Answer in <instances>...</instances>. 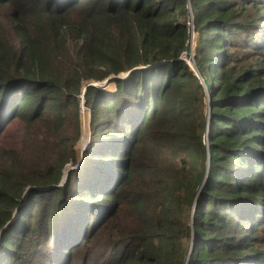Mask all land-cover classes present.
I'll list each match as a JSON object with an SVG mask.
<instances>
[{"label": "trees", "instance_id": "obj_1", "mask_svg": "<svg viewBox=\"0 0 264 264\" xmlns=\"http://www.w3.org/2000/svg\"><path fill=\"white\" fill-rule=\"evenodd\" d=\"M189 5L209 125L185 0H0V264H264V0Z\"/></svg>", "mask_w": 264, "mask_h": 264}, {"label": "water", "instance_id": "obj_2", "mask_svg": "<svg viewBox=\"0 0 264 264\" xmlns=\"http://www.w3.org/2000/svg\"><path fill=\"white\" fill-rule=\"evenodd\" d=\"M185 6H186V13H187V18H188V21H187V37H186V40H185L186 41L185 42V48H184V51L181 53L180 58L186 60V62L189 65V67L193 70L194 74L199 77V79L201 81V84L204 87V91H205V93L207 95L206 120H207V125H209V123L212 120V111H211L212 93H211V86H210L209 81H207L206 77L203 76V73H202V70H201L200 66L195 62V59L193 58V56H194V47H195V43L193 41L194 24L192 23L193 16H192V11H191V6L189 5V0H185ZM129 72L130 71H128L126 73H120V75H118V76L109 75L102 81L108 82L112 78L124 77V76H127V74ZM204 138H205V144L207 146V160H206L207 167H206V172H205V175H204V178L202 180V184L200 185V187L206 182V180H207V178L209 176L210 167H211V164H210L211 149L207 145V141H208V134L207 133H206ZM88 142H89V140H88ZM84 150H85L84 148H82V150H81V159H82V153H83ZM74 167L75 166H71L70 165L69 168H67V169L65 168L66 170L64 169V172H63V175H62V180L65 181L67 179V173L69 172L70 169H72ZM62 180H61V182H62ZM200 187H199V189H200ZM199 189L197 190V192H196V194L194 196V204H193V207H192V211H191L190 217L193 216L194 210H195V208L197 206L196 196H197V193L199 192ZM191 235H192V242H191V246L190 247L192 248L194 246V242H195V238H196L195 230H193L192 228H191Z\"/></svg>", "mask_w": 264, "mask_h": 264}, {"label": "rangeland", "instance_id": "obj_3", "mask_svg": "<svg viewBox=\"0 0 264 264\" xmlns=\"http://www.w3.org/2000/svg\"><path fill=\"white\" fill-rule=\"evenodd\" d=\"M178 20L187 23L188 18L178 17ZM93 84L99 86L106 94H112L114 92V90H115V86H114V84L112 82H110V80L108 82H105V81L93 82ZM83 93H84V90L82 91V94L80 95L82 97L81 98V105H82L81 108H83V111H84L83 113H80L81 114L80 124H81V132H82V134H81V137H80V139L78 140V142H77V144L75 146V148L78 150V153H79V159H81V150H82V148L85 149L84 151L87 150L86 148L89 145L88 140H89V135H90V131H89L90 114H89V111L87 112V110L84 107V96H83ZM10 137H12V136H9L8 139H10ZM66 167L69 168L70 165L66 166ZM63 181L64 180H62L61 183H63Z\"/></svg>", "mask_w": 264, "mask_h": 264}, {"label": "built area", "instance_id": "obj_4", "mask_svg": "<svg viewBox=\"0 0 264 264\" xmlns=\"http://www.w3.org/2000/svg\"><path fill=\"white\" fill-rule=\"evenodd\" d=\"M81 106L82 105H80V110L79 111H80V113H83L84 111H83V108H81Z\"/></svg>", "mask_w": 264, "mask_h": 264}]
</instances>
